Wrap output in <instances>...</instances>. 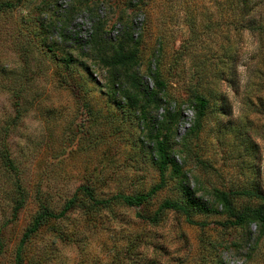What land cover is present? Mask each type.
Segmentation results:
<instances>
[{"label": "rangeland", "instance_id": "rangeland-1", "mask_svg": "<svg viewBox=\"0 0 264 264\" xmlns=\"http://www.w3.org/2000/svg\"><path fill=\"white\" fill-rule=\"evenodd\" d=\"M10 1L0 148L17 175L0 169V264L18 251L20 264H264L253 214L264 200L245 194L264 195V31L248 30L243 11L263 24L264 0ZM117 52L133 61L110 66ZM223 194L243 223L228 225ZM133 196L144 199L122 200ZM72 198L20 244L38 213ZM167 200L187 215L149 222Z\"/></svg>", "mask_w": 264, "mask_h": 264}, {"label": "trees", "instance_id": "trees-1", "mask_svg": "<svg viewBox=\"0 0 264 264\" xmlns=\"http://www.w3.org/2000/svg\"><path fill=\"white\" fill-rule=\"evenodd\" d=\"M232 1H237L240 2V0H232ZM242 1V0H241ZM246 0H243L241 3L243 4ZM19 2V1H17ZM15 4L13 3V1L10 0H0V12H6V11H10L14 8ZM246 10V18L249 19L248 21H246V19H244L245 22V26L247 27L248 30L251 31H256L258 33H261V31H264V23H260L259 20H256L254 15V11H255V7H251L250 9H246V7H243V11ZM256 12V11H255ZM263 22H264V16L262 17ZM75 36V35H74ZM66 63L70 62L69 58L65 59ZM133 61V55L132 54H124L122 52H117L116 54H114L112 56V58H110V61L107 63L110 66L113 67H123L126 65H129L131 62ZM15 97V93L13 95ZM17 96V95H16ZM196 100L199 104V108L203 109L205 108V106L207 105V100L205 99V97L201 96V95H197L196 96ZM14 106L16 107V103L14 104ZM18 110V109H17ZM1 132H3L0 129ZM5 133V132H3ZM4 138L1 133H0V147H2V143H3V139ZM156 152H157V156H158V162H157V167H158V172L160 173V175L163 174L162 171H164L165 169V165H166V153H165V148L163 147L162 143L158 142L156 144ZM0 169L3 170V174H7L10 176L14 175L16 176V168L13 164L12 159L10 158L9 153L6 151L5 148H0ZM16 186V190L15 192L18 193L19 190V185H17V183L15 184ZM157 188L154 187L149 193H152L155 189ZM14 192V191H13ZM85 192L89 195L90 199L93 201V205H104V204H108L110 199H101V200H95L91 195L90 192L85 189ZM245 194H249V195H253L259 199L264 200V195L261 194H257V193H252L250 191L245 192ZM6 199L10 202H12V213L15 216L16 212L18 210H20L24 203V198L22 196V192H19V197L17 198H13L11 196V194H6ZM144 197L143 196H133V197H123L122 200H124V202H126L129 205H133V204H138L141 200H143ZM221 201L224 204L229 216L232 218L231 221L228 222V225L230 226H236L239 225L241 223H243L247 217V212L246 211H242L237 213L236 211L233 210V208L229 205L228 203V199L226 197L225 194L221 195ZM74 205V198L68 200L63 209L55 214L52 213V211H48L47 209H43L40 213H38L31 225L25 230V232L23 233V235L21 236L20 239V244L25 243L30 236H32L33 234H35L39 228V226L46 220L48 219H59L61 217L64 216V214L70 210ZM162 210H172V211H176L182 214L187 215L188 211L187 208L185 206H183L182 204H179L177 202L174 201H164L161 205H159L157 211L155 214H153L152 218H149V222H156L157 221V215L160 211ZM254 216L256 217V220H258V222L261 224V226H264V213L260 210L257 209L253 212ZM21 262V257H20V252H16V256H15V264H20Z\"/></svg>", "mask_w": 264, "mask_h": 264}]
</instances>
